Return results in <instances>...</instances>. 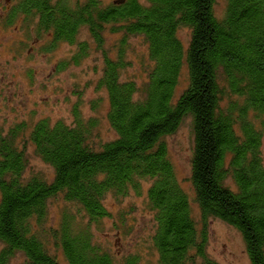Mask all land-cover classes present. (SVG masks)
<instances>
[{
    "label": "trees",
    "instance_id": "16d2710c",
    "mask_svg": "<svg viewBox=\"0 0 264 264\" xmlns=\"http://www.w3.org/2000/svg\"><path fill=\"white\" fill-rule=\"evenodd\" d=\"M143 1L10 0L6 26L20 20L47 50L74 47L58 72L80 65L93 46L101 53L96 88L114 136L97 144V119L77 107L68 124L30 118L0 132V264L18 255L22 264H141L134 254L113 256L95 230L110 217L108 196L140 195L145 184L158 264H219L206 254L212 218L241 233L250 264H264V0H224L221 16L217 0ZM105 29L119 35L111 47ZM180 29L190 32L186 45ZM133 36L152 63L142 84L123 77ZM185 118L199 226L164 140ZM28 148L51 177L26 172ZM52 201L63 205L54 224Z\"/></svg>",
    "mask_w": 264,
    "mask_h": 264
},
{
    "label": "rangeland",
    "instance_id": "374dc122",
    "mask_svg": "<svg viewBox=\"0 0 264 264\" xmlns=\"http://www.w3.org/2000/svg\"><path fill=\"white\" fill-rule=\"evenodd\" d=\"M112 1L102 0V4L106 6ZM140 3L144 4L145 1L140 0ZM222 5L224 0L216 1L218 16H221ZM10 7V0H0V132L30 118L33 121L49 118L51 122L63 121L68 124L72 121V109L77 107L85 119H97V144L113 138L114 133L106 121V94L96 88L101 75V53L93 46L80 65H71L58 72L59 63L71 56L74 47L60 44L53 50H47L46 40L38 39L33 30L29 37L25 36V32L29 31L23 28L20 20L6 26L3 22ZM177 35L184 45L188 43V30L180 29ZM104 36L106 46L111 47L119 35L105 29ZM80 37L88 39V32L84 29ZM127 47L130 67L123 77L138 84L145 83L147 72L152 66L147 58L148 46L142 37L133 36L128 38ZM111 51L112 56H115L114 49L111 48ZM184 85L182 77L179 88ZM222 106H226L225 101ZM178 128L164 140L174 173L180 187L191 199L192 216L199 226V210L193 201L189 182L194 145L191 118H185ZM236 132L240 134L238 127ZM261 151L264 165V137ZM28 158V174L33 172L52 176L49 166L34 155L32 148H28ZM147 187L148 184L143 185L140 195L131 192L122 200L108 196L105 205L110 217L102 220L100 227L95 230V236L115 257L124 258L134 254L139 257L141 264H158L157 253L151 247L155 223L153 212L149 209ZM62 207L58 201L49 203L48 217L53 224L59 220ZM208 221L207 256L219 264H250L241 233L221 220L212 218ZM22 263L20 255L10 262Z\"/></svg>",
    "mask_w": 264,
    "mask_h": 264
}]
</instances>
